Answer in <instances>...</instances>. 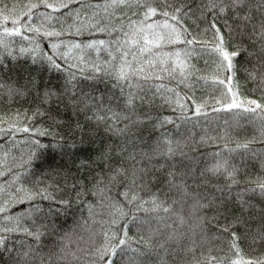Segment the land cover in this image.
I'll return each instance as SVG.
<instances>
[{"label":"snow or ice","instance_id":"6c2138e0","mask_svg":"<svg viewBox=\"0 0 264 264\" xmlns=\"http://www.w3.org/2000/svg\"><path fill=\"white\" fill-rule=\"evenodd\" d=\"M0 109L3 264H264V0H0Z\"/></svg>","mask_w":264,"mask_h":264},{"label":"trees","instance_id":"16d2710c","mask_svg":"<svg viewBox=\"0 0 264 264\" xmlns=\"http://www.w3.org/2000/svg\"><path fill=\"white\" fill-rule=\"evenodd\" d=\"M8 2L11 4L12 0H8ZM37 2V0H15V3L17 4L18 9L21 8V6L26 5L28 3H35ZM38 12H50V9H45L43 7L39 8L37 10ZM58 15V14H57ZM36 23H39V20H35ZM8 26H11V22L9 21ZM17 40H19V38H16ZM79 39V38H77ZM243 76V74H241ZM242 83H243V79H242ZM256 86L253 82L249 81L244 88L242 89L244 94L246 96H249L251 98H256L259 99L260 98V93L258 90H255ZM3 109H0V112H2ZM171 114V113H168ZM210 117H216L217 121L219 122V124L222 126L223 125V121L224 119H231V114L229 113H211L210 112ZM201 123H204V118L201 117L199 118ZM214 127V126H213ZM195 131L197 132V135L201 134L200 133V129L197 128L195 129ZM252 129L250 126H246L245 129L241 130L239 135H244L245 133H247L249 136L252 134ZM26 134H18V139H22L23 136ZM253 147L258 148V149H264V145L261 144H255L253 145ZM214 150H218L215 148V145H209V146H204L201 147L200 151L201 152H211ZM81 216L83 217V219H81ZM85 221H87V212L84 211L83 213H81L77 208H73L71 211H69V213L67 214V216H61L58 220V223L61 224L62 228L64 231L68 232L71 235V241L70 243L72 244L73 247H75L76 243L79 242L82 246L84 244V241H86L89 237V231L88 229L90 227H92L91 225V221H87V223H85ZM130 235H135V233H131ZM80 237H83V240H80ZM16 238L13 237L12 240L9 241V246H11V244L14 242ZM262 253H264V248L261 249H257L256 252H251V249H249L247 246H245V255H252V256H259ZM0 264H3V260L0 259Z\"/></svg>","mask_w":264,"mask_h":264}]
</instances>
